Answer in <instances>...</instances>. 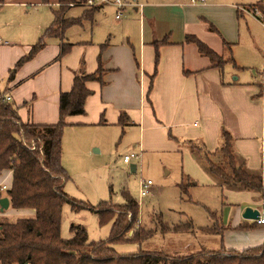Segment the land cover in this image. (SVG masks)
Listing matches in <instances>:
<instances>
[{
  "label": "crops",
  "instance_id": "1",
  "mask_svg": "<svg viewBox=\"0 0 264 264\" xmlns=\"http://www.w3.org/2000/svg\"><path fill=\"white\" fill-rule=\"evenodd\" d=\"M124 1L131 5L124 9L121 18L125 20L116 27H108L101 16L96 17L105 6L115 7L98 5L90 20L66 27L61 35L47 37L43 47L17 68L10 81L7 80L9 71L52 23L59 3L57 0L52 3L49 0L48 3L43 0H5L0 5L3 6L0 9V92L17 107L21 121L56 123L60 92L70 90L74 76L81 69L92 73L100 61L104 70L103 84L88 81L86 86L91 93L85 99V112L65 117L67 125L61 139V165L67 173L69 166L80 163L82 158L94 157L95 153L89 148L96 144L95 129L112 127L123 133L126 126L137 131L139 151L177 152L183 176L197 183L211 185L215 178L207 175L190 144H202L214 152L221 144L223 130L231 134L236 158L251 171L262 170L264 64L259 66L256 62L257 41L254 38L249 43L241 40L238 20L237 35L220 29L211 21L210 12L224 7L226 12L220 14H227L229 20L244 16L252 19L250 23L260 27L259 43L264 50L263 1L249 4L225 3L223 0H206L204 3L189 0L187 4ZM32 4L37 7L31 10ZM76 6H70L64 17L81 18L90 8L84 5L83 10L71 14ZM12 14L22 15L17 27L12 24L15 21ZM23 17L25 24L20 21ZM245 22L244 30L252 35ZM75 26L83 30H72ZM189 35L204 42L221 57V62H213L202 55L195 43L187 40ZM64 43L71 46L61 54ZM155 44H158L157 51ZM250 69H253L252 74ZM256 72L261 82L256 79ZM137 145L134 142V147ZM11 176L10 170L0 171V187L6 185L0 192H6L10 187ZM220 185L228 193L223 206H229L218 216L225 227L220 234L223 242L220 247L243 250L264 244V223L244 219L241 215L243 207L234 208V205L244 204L264 210L259 193ZM0 196L7 197L1 193ZM10 207L9 202L7 208ZM7 208L0 210V218L4 217ZM26 209L34 214L33 209Z\"/></svg>",
  "mask_w": 264,
  "mask_h": 264
},
{
  "label": "trees",
  "instance_id": "2",
  "mask_svg": "<svg viewBox=\"0 0 264 264\" xmlns=\"http://www.w3.org/2000/svg\"><path fill=\"white\" fill-rule=\"evenodd\" d=\"M43 1L48 3V0ZM57 1L59 5L54 10L52 23L30 46L29 51L17 60L8 73V81L13 78L19 66L43 47L47 37L61 35L66 27L90 20L91 14L99 8L98 5L92 6L84 11L81 18L71 19L64 17L65 11L70 6L83 4L85 0ZM4 2L5 0H0V5ZM187 40L195 43L198 51L211 61L221 62V57L197 37L189 35ZM70 46V43L62 44L60 53L64 54ZM155 47L157 51L158 44ZM103 74L100 61L92 73L81 69L74 76L70 90L60 92L59 119L53 124L22 122L17 107L0 92V171L10 170L12 173L11 184L5 195L9 198L10 206L34 210L33 217L30 218H20L14 222L0 221V264H264V244L243 250H226L223 247L201 249L189 255L156 251L131 254L115 252L113 244L142 242L153 231L136 227L139 204L128 193L124 204L102 201L98 206L92 207L101 226L110 224L108 238L89 241L87 232L79 225L73 226L72 237L61 236L62 206L70 203L75 210L86 207L77 204L64 190L69 179V174L61 165V139L67 125L65 117L85 112V99L91 93L86 83L97 81L103 84ZM32 143L34 148L31 149ZM190 149L200 157L206 172L220 184L257 192L264 201V164L262 170L255 172L240 162L236 158L232 137L227 130L222 131L221 144L214 152L195 142L190 144ZM208 213L212 224L201 229L209 234L220 235L225 227L221 224L219 215L211 210ZM192 228L191 222L182 225L165 223L162 231L188 232ZM130 231L132 234L128 235Z\"/></svg>",
  "mask_w": 264,
  "mask_h": 264
},
{
  "label": "rangeland",
  "instance_id": "3",
  "mask_svg": "<svg viewBox=\"0 0 264 264\" xmlns=\"http://www.w3.org/2000/svg\"><path fill=\"white\" fill-rule=\"evenodd\" d=\"M49 1L52 3L54 0ZM147 1L149 3L176 1L177 3L184 2L186 4L189 2V0ZM223 1L225 3L249 4L256 0ZM262 1L264 3V0ZM36 7L32 4L30 9L32 10ZM1 8L3 6H0ZM24 8L28 10L27 5ZM83 8V4H77L71 14L81 11ZM222 12H226L224 7L211 11V21L220 29H225L227 32H232V35H237L236 26L238 20L241 24V40L249 43L251 38H254L257 41L259 52L257 53L256 62L259 66L263 65L264 50H262L259 43L260 27L255 23H250L252 19L247 16L237 17V19L236 17H230L229 20L227 14H220ZM15 13L20 14L19 12ZM16 14H12L15 16V21L12 23L14 27H17L19 16H22ZM114 15L115 8L105 6L97 12L96 17L101 16L108 27H116L117 23L122 22L125 18L117 20ZM21 20L24 24L27 23L24 17ZM245 21L248 22L247 25L250 26L252 35H249L244 30L246 29ZM72 28V30H83V28L76 26ZM85 30L87 31V29ZM249 73L252 74L253 69H250ZM255 76L261 82V77L257 72ZM126 127L123 133L115 131L112 127L95 129L94 141H96V144L89 148L91 152L95 153L94 157L82 158L80 163L69 166L70 170L68 173L70 178L65 183V191L73 197L77 204L85 205L86 207L75 210L70 203H65L62 206L61 236L63 238L72 237L74 234L73 226L79 225L87 232L89 241H99L108 238L111 230L110 224L101 226L98 215L92 210V207L98 206L102 201H107L111 204H124L126 202V193H128L139 204L136 227L153 231L142 242L113 244L112 247L115 252L131 254L138 251H156L167 254L189 255L195 254L203 248H219L221 243L223 244L221 241L222 237L218 234L206 233L201 227L212 224L208 210L216 212L217 216L221 213V210L225 212L228 210L229 206H223L226 201L225 196L228 198V193L223 190V187L211 174L207 173L210 178H215V183L211 185L197 183L195 180L185 178L181 172L180 155L175 151L163 149L154 152L139 151L138 138H136L137 131L133 127ZM134 142H136V147H134ZM88 144L90 145V142ZM131 152L137 155L140 153V156L131 158L129 162H124V154H130ZM130 164H135L136 169L134 172L130 170ZM142 181H150L152 184L145 195L140 193ZM182 184L183 186H181ZM0 193L6 194L3 191ZM231 201L238 200L232 199ZM234 206L235 209H240L241 207L245 209L247 207L244 204ZM26 210V208H14L11 206L3 213L4 217L0 218V220L14 222L20 218L33 217V214L28 213ZM186 222L193 224L192 231L166 233L162 231L165 223L167 225H182ZM131 234L132 231L128 235ZM226 241L229 242L230 240Z\"/></svg>",
  "mask_w": 264,
  "mask_h": 264
},
{
  "label": "built area",
  "instance_id": "4",
  "mask_svg": "<svg viewBox=\"0 0 264 264\" xmlns=\"http://www.w3.org/2000/svg\"><path fill=\"white\" fill-rule=\"evenodd\" d=\"M206 0H191V3H204ZM101 4H111L116 8L115 11V19L119 20L122 16H123V11L124 9L131 5L130 3L124 1V0H85L83 2V5L85 6H97V5H101ZM242 10H246L244 7H239ZM251 9H253L254 11L257 10L256 7H252ZM5 99H9V97L4 96ZM31 149L34 148V143H32ZM133 157H137V154L135 153H130V154H126L123 156V160L125 162H129L131 158ZM151 182L150 181H142L141 182V195H145L149 190L148 188L151 186ZM6 189V185H1L0 190H5ZM254 221L257 224H263L264 223V210H259V214L257 216V218L254 219Z\"/></svg>",
  "mask_w": 264,
  "mask_h": 264
},
{
  "label": "water",
  "instance_id": "5",
  "mask_svg": "<svg viewBox=\"0 0 264 264\" xmlns=\"http://www.w3.org/2000/svg\"><path fill=\"white\" fill-rule=\"evenodd\" d=\"M135 164H130V170L131 171H135ZM9 205V199L7 197H0V210H4L8 207ZM259 214V210L256 208H252V207H245V209L242 212V217L244 219H251L254 220L255 218H257ZM28 264V263H25Z\"/></svg>",
  "mask_w": 264,
  "mask_h": 264
}]
</instances>
